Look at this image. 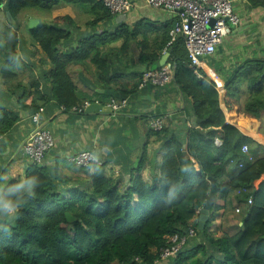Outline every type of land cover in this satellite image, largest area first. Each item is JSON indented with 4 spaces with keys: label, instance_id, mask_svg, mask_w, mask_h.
<instances>
[{
    "label": "trees",
    "instance_id": "16d2710c",
    "mask_svg": "<svg viewBox=\"0 0 264 264\" xmlns=\"http://www.w3.org/2000/svg\"><path fill=\"white\" fill-rule=\"evenodd\" d=\"M245 1L249 11L264 10V0ZM62 6L90 7L93 19L89 25L93 27L114 17L100 0H0L5 13L4 23L0 24L4 84L11 92L22 88L21 82L12 81L21 70L28 69L17 49L29 40L41 52L40 66L50 67L46 77L52 87V100L65 112L73 113V108H81L85 102L94 104L97 98L128 100L110 92L113 62L102 51L120 40L122 49H127L129 41L137 36H142L138 44L144 50L147 33L154 29L130 31L124 25L111 32H96L71 47L70 33L58 27L61 23L73 24L69 17L33 29L22 25L27 12L50 15ZM168 29L159 32L163 39L159 49L168 46ZM68 46L61 52V47ZM170 47V64L176 66L174 82L191 102L189 119H185L187 143L166 127L160 132L151 129L150 138L161 144L163 152L158 173H151L146 181L140 174L142 166L131 169L128 186L120 178L108 177L103 165L77 168L78 174L70 177L31 166L23 178L35 181L31 192L27 187L11 191L21 178L10 181L3 190L21 206L9 221L0 222V264H264V181L255 187L264 177V147L239 130L257 132L260 128L264 115V57L236 67L219 92L207 77L197 80L194 76L182 39ZM154 59L150 65L156 62ZM86 64L96 68L106 85L102 96L81 92L83 83L76 70H83ZM98 102L106 106L104 101ZM31 108L34 114L39 112V108ZM0 111L1 138L15 127L18 118L9 111ZM216 138L222 142L220 147L215 145ZM243 145L249 147L248 154L242 153ZM210 179L215 180L218 193L209 219L200 230L199 211L210 195ZM222 209H239L240 214L234 232L217 236L211 229ZM66 214L75 221L69 223ZM191 229L195 234L189 237ZM175 236L186 238L180 253L161 260V251L170 247L169 240Z\"/></svg>",
    "mask_w": 264,
    "mask_h": 264
},
{
    "label": "crops",
    "instance_id": "0c3cea01",
    "mask_svg": "<svg viewBox=\"0 0 264 264\" xmlns=\"http://www.w3.org/2000/svg\"><path fill=\"white\" fill-rule=\"evenodd\" d=\"M131 1L133 2L131 12L114 16L112 21H103L94 27L89 25L93 19L90 7L62 6L52 11L50 15L41 11L27 12L22 22V25L26 26L30 20H37L38 25L46 26L52 25V21L58 18L69 17L73 20L71 25L58 24V27L70 33L71 47H76L79 40L96 32H111L112 29L124 25L130 31L150 27L155 32L153 30L147 33L149 36L144 42L146 43L144 50L138 44L142 41V36H137L129 41L127 49H122L123 40H120L106 46L102 51L105 56L108 53L110 61L113 62L114 77L110 92L124 95L129 100L127 109L120 113L85 112L82 115L63 111L52 100V87L46 77L50 67L40 66L41 52L32 46L33 43L29 40L24 43L23 48L20 44L17 49L18 57L28 69H31V73L26 72L27 74L23 76L19 73L12 81L15 84L21 82L22 88L11 92L4 84L0 72V110L9 111L18 118L15 127L0 138V189L5 190L10 181L16 178L23 179L32 166L23 153V145L36 128V124L32 122V117L36 115L39 116L40 127L50 130L54 138V147L46 154L40 167L54 173L58 171L62 176L77 175L79 169L75 168L69 159L80 152L89 151L105 166L108 177L120 178L128 186L131 169L142 166L140 174L143 179L149 181L151 173H158L163 156L161 144L149 136L150 124L153 119L162 116L167 117L165 127L170 134L182 137L187 143L185 119H189L191 102L176 86L173 73L169 84L163 88L151 84L139 86L144 72L171 66L172 49L169 45L167 48L159 49L163 40L159 32L168 28L170 30L177 16L174 13L149 8L144 0ZM232 2L234 12L240 18V24L222 41L215 54L204 60L200 71L202 78L205 76L214 82L219 92H222L225 79L236 67L245 61L261 60L264 57V10L249 11L245 0ZM68 49L69 46L61 47L60 50L63 52ZM154 58L156 62L150 65ZM76 74L83 83L81 92L84 94L96 93L102 96L106 93L104 90L106 85L100 81L93 65L86 64L83 70L78 68ZM194 76L197 80L202 79L195 73ZM41 97L47 101H42ZM111 99L97 98L94 103L102 100L108 106ZM31 106L39 108V112L34 114ZM187 125L190 126L189 123ZM239 130L243 136L264 147L262 140L258 139L259 130L257 132H248L241 128ZM263 181L264 177L255 183V187ZM216 203L224 205L222 200H216ZM232 204L235 205L234 198ZM238 215L231 209L228 212L220 210L217 213L218 232L221 234L234 232ZM6 217L0 213V222L9 221L10 217L8 219ZM215 223L212 228L215 227Z\"/></svg>",
    "mask_w": 264,
    "mask_h": 264
},
{
    "label": "built area",
    "instance_id": "2783aa9c",
    "mask_svg": "<svg viewBox=\"0 0 264 264\" xmlns=\"http://www.w3.org/2000/svg\"><path fill=\"white\" fill-rule=\"evenodd\" d=\"M102 5L114 16L131 12L133 2L131 0H100ZM147 7L154 10H162L174 13L177 16L175 24L169 31V46L182 39L187 53L189 68L202 78L200 71L204 60L212 57L222 41L239 26L240 18L234 12L232 0H144ZM174 68L163 66L157 71L143 73L140 87L151 84L163 88L171 80ZM99 104V103H96ZM92 104L85 103L81 108H73L71 112L76 114L85 113ZM128 100L112 98L108 108L113 113H120L127 109ZM63 111H66L63 109ZM167 117L162 116L151 121L150 128L160 132L165 128ZM32 122L36 124L34 131L27 137L23 145V153L29 159L32 166H41L46 154L54 147V138L50 130L40 127L39 116H33ZM215 145L220 147L221 140L215 139ZM242 153L248 154L249 147L243 145ZM76 168H88L92 164L101 166L102 163L89 151H83L69 159ZM252 162L253 158L249 157ZM195 164V161L192 160ZM241 167V166H240ZM252 204V199L248 200ZM237 213L240 210H236ZM194 230L189 231V237L194 236ZM170 247L161 251V260H168L180 253L186 238L179 240L177 236L171 238Z\"/></svg>",
    "mask_w": 264,
    "mask_h": 264
},
{
    "label": "water",
    "instance_id": "95a60500",
    "mask_svg": "<svg viewBox=\"0 0 264 264\" xmlns=\"http://www.w3.org/2000/svg\"><path fill=\"white\" fill-rule=\"evenodd\" d=\"M7 16L9 19H11V17L8 14H7ZM38 23L39 22L37 20H30L29 21V28L33 29V28L37 27ZM173 68L175 70L176 66H174ZM85 112L88 114L111 113L112 110L108 107L94 103V104L90 105L86 109ZM258 135L261 137L262 142L264 143V115L261 117ZM94 156L96 157L95 154H94ZM210 181H211V186H212L211 191H210V195H209L208 199L206 200L205 204L203 205V207L199 211V229L200 230H202V228L204 227V225L206 224V222L209 219L211 207H212L213 203L215 202L216 195L218 193V187H217L215 180L210 179ZM66 218H67V221L69 223H72L75 221V219L70 214H66Z\"/></svg>",
    "mask_w": 264,
    "mask_h": 264
},
{
    "label": "clouds",
    "instance_id": "9594fccd",
    "mask_svg": "<svg viewBox=\"0 0 264 264\" xmlns=\"http://www.w3.org/2000/svg\"><path fill=\"white\" fill-rule=\"evenodd\" d=\"M25 187L31 192L32 188L35 187V181L28 178L22 179L18 184L13 186L11 191L17 192ZM20 206L19 200L9 198L4 193L3 189H0V213L5 214L8 217L15 216L20 210Z\"/></svg>",
    "mask_w": 264,
    "mask_h": 264
},
{
    "label": "rangeland",
    "instance_id": "374dc122",
    "mask_svg": "<svg viewBox=\"0 0 264 264\" xmlns=\"http://www.w3.org/2000/svg\"><path fill=\"white\" fill-rule=\"evenodd\" d=\"M32 11H34V10H32ZM4 12H3V10H2V8H0V24H3L4 23V20H5V18H4ZM7 16V15H6ZM7 19H8V21L10 22V23H13V20L12 19H9L8 18V16H7ZM25 32H26V30H25ZM31 73V71H30V69H24V70H21L19 73H20V75H25V73ZM26 73V74H27ZM236 210L237 209H235V212H236ZM237 213V212H236ZM237 214H240V213H237ZM6 216V215H5ZM232 216V215H231ZM7 219H8V216L6 217ZM11 219V217L9 218V220ZM4 221H6V220H4ZM218 220H217V218L215 219V221H214V223H215V227L214 228H212L211 229V231H213V234H215V235H217V236H220L221 235V232H218V225H216V224H219V222H217ZM221 224V223H220ZM240 225V224H239ZM167 262V261H166Z\"/></svg>",
    "mask_w": 264,
    "mask_h": 264
},
{
    "label": "bare ground",
    "instance_id": "6f19581e",
    "mask_svg": "<svg viewBox=\"0 0 264 264\" xmlns=\"http://www.w3.org/2000/svg\"><path fill=\"white\" fill-rule=\"evenodd\" d=\"M258 139L262 140L260 136H258Z\"/></svg>",
    "mask_w": 264,
    "mask_h": 264
}]
</instances>
